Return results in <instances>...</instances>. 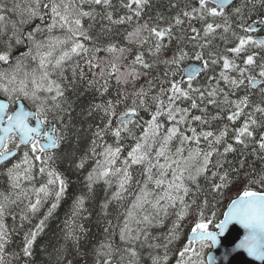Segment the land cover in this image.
<instances>
[{"label": "snow or ice", "instance_id": "obj_1", "mask_svg": "<svg viewBox=\"0 0 264 264\" xmlns=\"http://www.w3.org/2000/svg\"><path fill=\"white\" fill-rule=\"evenodd\" d=\"M158 7L156 0L0 2V170L13 190L0 196V264H36L37 238L66 197L74 225L55 264H231L241 250L264 264V0ZM85 124L95 130L80 154ZM65 162L68 171H86L78 193L58 170ZM114 181L116 191L99 203L104 239L86 249L89 230L77 221L92 215L97 187ZM130 190L117 233L110 205ZM38 213L19 252H10L18 228ZM236 225L244 234L226 247Z\"/></svg>", "mask_w": 264, "mask_h": 264}, {"label": "trees", "instance_id": "obj_2", "mask_svg": "<svg viewBox=\"0 0 264 264\" xmlns=\"http://www.w3.org/2000/svg\"><path fill=\"white\" fill-rule=\"evenodd\" d=\"M0 2L6 3L8 7L11 8L13 6L14 0H0ZM15 2L25 3L26 0H15ZM167 3L168 0H156V4L159 5L156 11L163 10L167 5ZM9 16L11 17L12 14L9 13ZM12 18L15 19V17ZM114 83L115 81H113V84ZM110 91L112 96L116 95V89L114 87L110 89ZM90 99H91L90 96L84 97L82 99L81 105L82 106L86 105L87 101ZM77 111H79V108L77 109ZM96 123H99V121L97 120ZM94 130H95L94 125L91 131L88 129V124H85L83 126L82 135L80 136L77 143V147L79 149L80 154L88 153L89 149L91 148L92 131ZM106 140L108 143H113V139L111 137H106ZM128 143L130 142L126 141V145ZM97 151H100V149H98ZM96 159L103 160V157L99 156L94 159H90L86 166V171H90L92 167H95ZM68 168L69 166L66 162L58 165V170L60 172H63L65 176H68L71 179L72 181L71 191L73 193H78L79 190L82 188L81 181L83 179V176L86 174V171L78 173L74 171H68ZM133 172H134V176L137 179H141L140 171L138 168H134ZM38 181L45 182L46 177L40 178ZM39 182H37V187H39ZM241 186L242 185L238 183L235 187L231 188L226 193V197L234 198L235 197L234 191L240 189ZM116 187L117 185L115 181L113 182L111 188H107V186L104 185L98 186L97 198L89 202L87 205L92 215L88 218L87 221H77L78 223H84L85 227L89 230V236L84 241V246L86 249H90V247L93 244H95L96 241L104 239L105 233L103 232V229L106 226V219L100 213L99 203L103 202L106 196L110 197L111 194L114 191H116ZM106 188L107 191H105ZM133 188H135V185H133ZM10 190H11V182L9 181L6 172L4 170H0V196L9 194ZM125 197H126L125 200H123L122 202L118 203L116 201H113V203L110 205L109 215L107 217V220L112 221V225L114 226L115 231L117 233L119 232V227L123 226V213L125 212L126 209L131 207V202L134 200V195L131 193V190L130 193L125 194ZM226 203H227V199H225V204ZM46 210L47 209L45 207L41 209V212H44ZM148 210L150 211V209ZM142 214L143 213H141V215ZM40 218H42V216L40 213H38L35 217L32 218V224H28L27 222H25V228L23 230H20L18 228L17 233L14 234V242L9 246L10 252H19L23 241V232L27 231L28 228L33 227L36 223H38ZM8 223L10 226H12L13 224L18 226L19 219L13 222L11 218H9ZM73 225H74V221L71 215V200L68 197H66L65 200L62 201L61 207L57 209L55 217L47 222V226L45 227L44 231L37 238V243L36 245H34L35 256L33 257V259L36 260V264H55V255H56L55 250L61 247V245L64 242L65 232H67ZM130 226L135 227L136 225L132 223ZM159 231L162 232L165 231V229H160ZM116 239H118V236L116 237ZM45 249H47V252L44 251ZM8 259H11V257H9ZM75 259L79 260V257H76ZM13 264H24V261L23 260L14 261ZM80 264H82V261L80 262Z\"/></svg>", "mask_w": 264, "mask_h": 264}, {"label": "water", "instance_id": "obj_3", "mask_svg": "<svg viewBox=\"0 0 264 264\" xmlns=\"http://www.w3.org/2000/svg\"><path fill=\"white\" fill-rule=\"evenodd\" d=\"M244 234V230L240 228L239 225L235 226V230L228 236L225 240L226 247H235V243L239 242V239L242 238ZM224 248H221L217 252L218 258H220L221 254L223 253ZM231 259V264H261L260 261H254L252 258L248 257L246 253L242 250L238 255H234ZM223 264H227V261H223Z\"/></svg>", "mask_w": 264, "mask_h": 264}, {"label": "rangeland", "instance_id": "obj_4", "mask_svg": "<svg viewBox=\"0 0 264 264\" xmlns=\"http://www.w3.org/2000/svg\"><path fill=\"white\" fill-rule=\"evenodd\" d=\"M18 3H21V2H18ZM21 4H23V3H21ZM57 34H59V33H57ZM29 63H31V61H29ZM15 162H19V161H15ZM22 167H24L23 165H22ZM23 173H21V183H22V185H25V186H27V187H29V189H31V184H29V182L28 181H24L23 180ZM41 177H39V176H37V181L40 179ZM34 185H35V187H37V182H32ZM13 190H12V188H11V190H10V192L9 193H11ZM239 191V189L237 190V191H234V193H235V195H236V193ZM159 234V233H158Z\"/></svg>", "mask_w": 264, "mask_h": 264}, {"label": "flooded vegetation", "instance_id": "obj_5", "mask_svg": "<svg viewBox=\"0 0 264 264\" xmlns=\"http://www.w3.org/2000/svg\"><path fill=\"white\" fill-rule=\"evenodd\" d=\"M15 162V161H14Z\"/></svg>", "mask_w": 264, "mask_h": 264}]
</instances>
